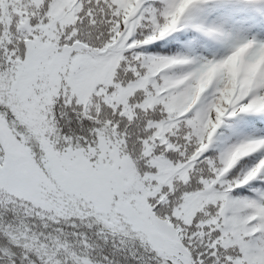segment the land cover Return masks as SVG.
<instances>
[{"label": "snow or ice", "instance_id": "6c2138e0", "mask_svg": "<svg viewBox=\"0 0 264 264\" xmlns=\"http://www.w3.org/2000/svg\"><path fill=\"white\" fill-rule=\"evenodd\" d=\"M262 54L264 0H0V264H264Z\"/></svg>", "mask_w": 264, "mask_h": 264}, {"label": "trees", "instance_id": "16d2710c", "mask_svg": "<svg viewBox=\"0 0 264 264\" xmlns=\"http://www.w3.org/2000/svg\"><path fill=\"white\" fill-rule=\"evenodd\" d=\"M217 70H225V71H230L233 73L234 79L239 75V63H236L235 61L233 62L230 60V62L225 63L223 65H218L214 69L210 70L212 73H214ZM245 81L241 82V87L245 86Z\"/></svg>", "mask_w": 264, "mask_h": 264}, {"label": "clouds", "instance_id": "9594fccd", "mask_svg": "<svg viewBox=\"0 0 264 264\" xmlns=\"http://www.w3.org/2000/svg\"><path fill=\"white\" fill-rule=\"evenodd\" d=\"M241 51H243V49H240L237 53L233 54V56L231 57V59H232L233 62H234L235 59H236V55H237L239 52H241ZM261 62H264V54H262L261 57H260V60L257 61V63H261ZM225 63H228V62H225Z\"/></svg>", "mask_w": 264, "mask_h": 264}, {"label": "rangeland", "instance_id": "374dc122", "mask_svg": "<svg viewBox=\"0 0 264 264\" xmlns=\"http://www.w3.org/2000/svg\"><path fill=\"white\" fill-rule=\"evenodd\" d=\"M244 52H245V49L243 51H241L242 56L244 55Z\"/></svg>", "mask_w": 264, "mask_h": 264}]
</instances>
